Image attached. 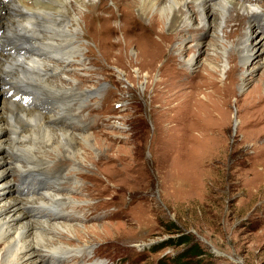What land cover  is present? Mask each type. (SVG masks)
<instances>
[{
  "label": "rangeland",
  "instance_id": "rangeland-1",
  "mask_svg": "<svg viewBox=\"0 0 264 264\" xmlns=\"http://www.w3.org/2000/svg\"><path fill=\"white\" fill-rule=\"evenodd\" d=\"M112 1L106 2L107 14L112 13ZM121 1L136 14L135 19L127 21V15L116 11L110 20L130 26L127 39L135 41L127 52L116 49L110 60L87 65L99 71L87 87L95 90L100 84L102 91L99 100L88 97L90 107L85 110L91 146L80 150L85 156L78 166L87 178L78 177L85 189L75 194V201L87 209L80 236L72 242L91 247L70 264H264V173L251 170L261 164L257 152L263 147L258 127L246 124L244 111L248 91L264 80V53L254 61L260 65L246 70L240 64L237 83L232 80L222 87L221 122L214 134L210 129L214 116L204 102L207 90H202L208 79L201 76L210 56L196 46L197 37L210 35L198 27L186 40L184 56L195 55L201 61L197 69L189 70L179 58L176 65L181 73L172 79L168 77L171 67L159 68L166 54L151 77L145 63H137L134 55L142 40L136 32L149 30L153 12L142 15L136 3ZM257 1L261 10L264 0ZM76 3L72 1L74 8ZM78 17L82 22L81 13ZM122 34L118 37L124 40ZM257 39V34H249L248 45L254 47ZM87 43L83 42V52ZM229 68L226 63L225 70ZM160 70L166 81L161 80ZM226 74L219 73V79ZM244 79L249 83L241 89ZM195 93L199 99L191 101ZM5 97L0 83V112ZM194 101L202 110L194 111V104L187 108ZM19 188L15 180L1 184V200ZM184 236L187 240L180 242Z\"/></svg>",
  "mask_w": 264,
  "mask_h": 264
},
{
  "label": "bare ground",
  "instance_id": "bare-ground-1",
  "mask_svg": "<svg viewBox=\"0 0 264 264\" xmlns=\"http://www.w3.org/2000/svg\"><path fill=\"white\" fill-rule=\"evenodd\" d=\"M72 1L77 2L75 8ZM107 1L0 0V83L7 96L0 112V149H4L0 154V185L12 180L20 185L16 194L4 200L0 195V264H70L72 258L85 255L91 247L72 242L80 236L79 225L87 209L75 201V194L85 189L78 177L87 178L78 166L85 156L80 150L91 146L87 131L91 123L85 110L90 107L88 97H97L102 91L100 84L95 90L87 87L86 82L99 74L98 69L87 65L110 60L116 49L127 52L135 41L127 39L130 26L120 23L119 27L110 19L116 11L127 15V21H133L136 14L133 16L121 0H113L112 13L107 14ZM128 2L136 3L142 15L153 12L149 30L144 27L136 32L142 40L137 42L134 55L137 63H145L151 77L166 54V62L159 68L171 67L168 77L172 79L181 73L176 65L179 58L189 70L197 69L201 61L195 55L184 56L186 40L198 27L210 35L209 39L197 37L196 46L210 56L201 73L208 79L202 90H207L204 102L214 116L211 132L217 133L222 87L235 81L240 64L246 70L260 65L254 61L264 53V6L259 10L257 0ZM166 20L168 32L164 30ZM119 32L124 40L118 37ZM249 34L258 36L254 47L248 45ZM86 40L88 50L83 52ZM226 63H230L228 70ZM162 72L159 76L164 81ZM225 72L224 80L219 79L218 74ZM248 83L244 79L239 86L242 89ZM263 88L264 80L248 91L244 108L246 124L257 126L262 140L263 148L257 152L261 164L251 169L260 173H264ZM197 94L191 95V101L199 99ZM186 106L202 110L196 101ZM52 121L64 124L54 125Z\"/></svg>",
  "mask_w": 264,
  "mask_h": 264
},
{
  "label": "trees",
  "instance_id": "trees-1",
  "mask_svg": "<svg viewBox=\"0 0 264 264\" xmlns=\"http://www.w3.org/2000/svg\"><path fill=\"white\" fill-rule=\"evenodd\" d=\"M179 240V239H178ZM187 240V238L184 236L183 237V239H181V241L180 242H185ZM177 244H179V241H177L176 242ZM191 247V246H190ZM189 249V248H188ZM189 250H192V249H189ZM188 251V250H187ZM189 252H191V251H189ZM175 264H184V263H182V262H176Z\"/></svg>",
  "mask_w": 264,
  "mask_h": 264
}]
</instances>
